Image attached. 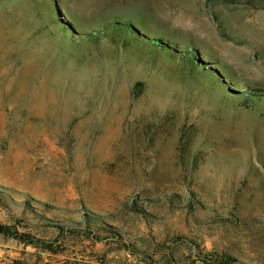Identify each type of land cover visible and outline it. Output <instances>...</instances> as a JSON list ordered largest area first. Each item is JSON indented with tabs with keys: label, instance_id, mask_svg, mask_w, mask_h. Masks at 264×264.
Instances as JSON below:
<instances>
[{
	"label": "rangeland",
	"instance_id": "rangeland-1",
	"mask_svg": "<svg viewBox=\"0 0 264 264\" xmlns=\"http://www.w3.org/2000/svg\"><path fill=\"white\" fill-rule=\"evenodd\" d=\"M0 226V264H264V0H0Z\"/></svg>",
	"mask_w": 264,
	"mask_h": 264
},
{
	"label": "trees",
	"instance_id": "trees-1",
	"mask_svg": "<svg viewBox=\"0 0 264 264\" xmlns=\"http://www.w3.org/2000/svg\"><path fill=\"white\" fill-rule=\"evenodd\" d=\"M160 42V41H158ZM157 42V43H158ZM70 231H74V229L69 228ZM0 231H3V229L0 226ZM13 237H15L16 239L24 242L25 244L28 245H33L35 242L33 241V238H30L29 236H17V234L14 236V233L11 234ZM215 260V259H214ZM224 262H220L219 258H216V260L214 262H212L213 264H230L229 258H225V260H223Z\"/></svg>",
	"mask_w": 264,
	"mask_h": 264
}]
</instances>
